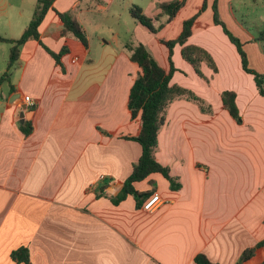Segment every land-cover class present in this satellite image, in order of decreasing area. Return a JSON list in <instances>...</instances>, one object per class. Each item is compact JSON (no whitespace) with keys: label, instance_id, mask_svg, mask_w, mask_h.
Returning <instances> with one entry per match:
<instances>
[{"label":"crops","instance_id":"0c3cea01","mask_svg":"<svg viewBox=\"0 0 264 264\" xmlns=\"http://www.w3.org/2000/svg\"><path fill=\"white\" fill-rule=\"evenodd\" d=\"M169 1L148 0L141 9L152 17L159 3ZM213 1L187 43L206 49L217 71L201 64L199 76L175 45L177 70L170 80L193 91L210 111L185 98L168 105L155 158L180 187L171 189L160 173L135 182L138 191L151 189L149 179L155 182L163 203L151 211L132 195L113 201L141 153L136 141L123 138L140 129L139 117L126 107L140 73L128 46L144 44L167 69L168 51L158 39L175 38L202 0H184L169 22L165 16L154 20L164 24L155 34L135 21L127 52L101 34L97 44L87 39L86 48L61 31L57 12L75 16L86 34L80 16L106 11L114 0L54 1L39 40L21 45L9 78L0 82V264H26L22 256L28 264H195L199 253L215 264H238L242 252L264 238V96L243 70L235 44L213 22ZM242 1L264 9V0H217L218 14L245 44L248 66L264 72V57L253 48L262 41L259 29L250 33L236 19ZM12 6V0H0V35L17 39L35 5L10 13ZM259 21L264 28V17ZM10 47L0 41V76ZM62 48L57 63L49 51ZM223 91H234L240 121L225 109ZM25 123L28 135L21 131ZM262 262L264 246L241 264Z\"/></svg>","mask_w":264,"mask_h":264},{"label":"trees","instance_id":"16d2710c","mask_svg":"<svg viewBox=\"0 0 264 264\" xmlns=\"http://www.w3.org/2000/svg\"><path fill=\"white\" fill-rule=\"evenodd\" d=\"M54 1L55 0H36L32 17L20 37L17 39H10L0 35V41L11 44L6 70L0 76V82L9 78L10 71L18 60L21 45L29 39L39 40V26L45 19L47 13L53 8ZM183 5L184 0L161 2L157 5L160 12L152 17L146 15L140 7L132 5L129 9V13L141 26H145L149 32L155 34L164 24L160 23L158 26H155L153 21H159L160 16L166 17L164 23L171 21ZM207 6L208 0H202L200 8L190 17L182 21L180 32L175 38L158 39L168 51L167 63L169 65L167 69L163 68L158 62H156L144 44L139 43L136 46H128L131 51L129 57L130 61L137 64L140 73L130 87L126 107H128L132 118L139 117L140 129L137 135L123 136V138L136 141L140 145L141 153L138 160L133 164L131 173L123 182L119 195L113 199L116 203L124 199L125 196L132 195L135 198L137 205H140V201L143 204L146 197H149L155 192V182L152 179H149L148 184L151 186V189L146 191L136 190L134 188V183L147 179L152 173H160L164 176V178L168 180L171 189H178L180 187V184L176 179L170 176L168 168L159 163L155 158L157 135L159 129H161L165 123L167 107L175 99L185 98L194 101L202 110L210 111V105L197 96L193 91L180 85L170 83L173 73L177 70L172 63V54L175 45L181 46L180 52L182 58L192 65L199 76H202L200 71L201 64H206L209 68H212L214 72L217 71L213 57L206 49L187 43L188 38L192 34V27L195 20L206 10ZM211 9L213 22L221 25L224 33L228 36L230 41L235 44L241 57L243 70L253 75L259 94L264 96V73H258L248 66L243 44L239 42V38L228 31L224 23L220 20L217 9V0L213 1ZM57 15L63 23V28L61 30L62 33H71L81 44L84 45V47L87 48L88 40L78 19L69 12H57ZM257 40H264V28L258 33ZM49 52L54 60L59 63L60 57L66 52V49L62 48L58 53ZM221 99L229 114L237 121H240V115L235 103L234 91H223ZM20 127L24 135L30 134L31 125L29 123L22 124ZM262 246H264V238L251 248L245 249L239 257L238 264L251 258L255 250ZM22 259L28 264L24 256H22ZM194 263L215 264L209 260L204 253L197 254L194 258ZM261 264H264V262Z\"/></svg>","mask_w":264,"mask_h":264},{"label":"rangeland","instance_id":"374dc122","mask_svg":"<svg viewBox=\"0 0 264 264\" xmlns=\"http://www.w3.org/2000/svg\"><path fill=\"white\" fill-rule=\"evenodd\" d=\"M13 6L10 13L15 11L19 5H35L36 0H12ZM135 5L138 7H146L148 0H114V2L109 6L106 11L102 12H94L90 11L88 13H83L81 15V21L86 28V35L87 39L90 43L97 44L99 35L109 39L111 44L114 47H118L123 51L127 52V47L125 45L128 42H134L135 38V24L136 20L133 19L129 13L130 5ZM237 12H236V19L241 21L242 25L250 32L255 33L258 30H262L261 26L259 25L260 17H264V9L259 7L252 8L244 6V1L236 3ZM0 28H2L0 24ZM237 37V36H236ZM240 40V39H239ZM258 41V40H257ZM239 42H242L240 40ZM260 46L257 45L253 47L256 50V54H260L264 57V40L259 41ZM243 49L245 51V44H243ZM246 53V51H245ZM247 57V56H246ZM248 61V58H247ZM264 73V72H259Z\"/></svg>","mask_w":264,"mask_h":264},{"label":"built area","instance_id":"2783aa9c","mask_svg":"<svg viewBox=\"0 0 264 264\" xmlns=\"http://www.w3.org/2000/svg\"><path fill=\"white\" fill-rule=\"evenodd\" d=\"M74 61H75V59L73 60V62ZM24 100L27 103H29V104H32L33 103L28 96H25L24 97ZM162 203H163V199L161 198V196L159 195V193L154 192L149 197H146L145 201L142 204V209L143 210H146V211H151V210H154L155 208H157Z\"/></svg>","mask_w":264,"mask_h":264},{"label":"water","instance_id":"95a60500","mask_svg":"<svg viewBox=\"0 0 264 264\" xmlns=\"http://www.w3.org/2000/svg\"><path fill=\"white\" fill-rule=\"evenodd\" d=\"M21 116H22V115H21ZM20 122L22 123V122H23V120L21 119V120H20Z\"/></svg>","mask_w":264,"mask_h":264}]
</instances>
